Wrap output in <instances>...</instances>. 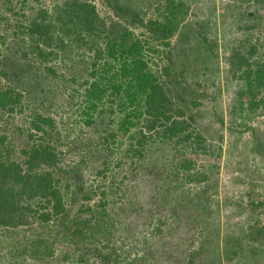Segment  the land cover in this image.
I'll return each instance as SVG.
<instances>
[{"label":"rangeland","instance_id":"374dc122","mask_svg":"<svg viewBox=\"0 0 264 264\" xmlns=\"http://www.w3.org/2000/svg\"><path fill=\"white\" fill-rule=\"evenodd\" d=\"M65 1L0 0V91L16 99L0 105V161L24 167V150L53 148L66 201L65 216L46 227L53 250L44 257L14 250L36 240V218L0 227V264H81L80 253L85 264H136L144 255L150 264H264V86L250 105L239 77L244 58L252 69L264 61V0H87L105 29L126 27L148 46L147 68L165 86L170 112L190 124L150 140L140 158L124 150L130 139L116 130L119 114L83 122L92 50L60 33L64 51L37 57L27 27L38 9L57 23ZM168 20L166 37L151 35V25ZM104 39L93 40L102 47ZM236 54L243 59L232 66ZM37 114L51 119L43 131L31 127ZM106 132L115 133L106 140ZM100 202L105 235L53 241L66 215L93 222Z\"/></svg>","mask_w":264,"mask_h":264},{"label":"trees","instance_id":"16d2710c","mask_svg":"<svg viewBox=\"0 0 264 264\" xmlns=\"http://www.w3.org/2000/svg\"><path fill=\"white\" fill-rule=\"evenodd\" d=\"M46 13L47 10L38 9L35 18L27 27L30 34L35 35L34 46L39 59L48 60L64 51L66 44L63 43V38L58 36L60 33L71 34L70 41L76 43L75 47L86 46L92 50L89 66H86V69L90 70L87 77H92V80H85L83 84L84 123H92L99 112L109 116L119 114L116 130L130 139L124 150L135 158L143 156L145 146L150 140L164 141L187 131L189 122L174 118L170 112L165 86L147 68L148 46L139 38L131 36L126 27H122L119 34L113 26L110 30L105 29L93 4L87 0H66L57 12L58 24L45 22ZM172 17L175 19V14ZM172 21L151 25L148 30L157 39L164 38L171 32ZM102 33L105 35V41L100 47L93 39L100 37ZM40 44L47 50H42ZM65 56V53L62 54V57ZM240 59L243 57L236 54L230 58V63L236 66ZM242 62L245 68L239 77L245 81L250 105H255L257 93L264 86V61L254 69L250 68L245 58ZM14 99L7 91H0V105L10 103ZM49 122V117L44 118L37 114L31 122V127L43 131L41 123ZM114 133L106 132L103 139L109 140ZM24 153V167L14 161H0V227L15 228L36 218L40 226L38 229L41 230L36 240H31L30 244L23 248H14L18 255H26V252H29L27 255L34 259L44 257V254L48 255L53 250V243L45 237L49 236L47 228L53 217L61 219L65 216L66 201L53 173L58 159L54 149L37 143L24 150ZM38 167L43 169L39 170ZM184 167L189 168L190 161H187ZM84 197L88 195L85 194ZM103 204L104 202H100L99 209L95 210L98 212L93 222H90L87 216L73 215L68 218L66 215V219L60 222V228L53 232V241L60 235L71 244H86L96 234L105 235L99 225L101 222L106 223L103 220L106 213ZM83 210L87 212L89 208L85 206ZM29 249H33V252ZM77 260L85 264L82 253L78 255ZM135 262L150 264L145 255L136 258Z\"/></svg>","mask_w":264,"mask_h":264}]
</instances>
